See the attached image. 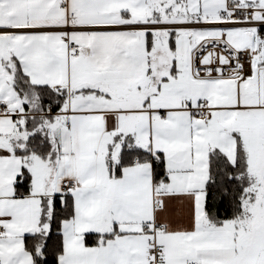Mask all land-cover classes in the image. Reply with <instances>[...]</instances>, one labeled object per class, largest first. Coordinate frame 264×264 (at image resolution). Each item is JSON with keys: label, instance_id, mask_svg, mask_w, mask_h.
<instances>
[{"label": "snow or ice", "instance_id": "obj_1", "mask_svg": "<svg viewBox=\"0 0 264 264\" xmlns=\"http://www.w3.org/2000/svg\"><path fill=\"white\" fill-rule=\"evenodd\" d=\"M0 264H264V0H0Z\"/></svg>", "mask_w": 264, "mask_h": 264}]
</instances>
